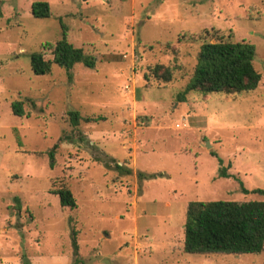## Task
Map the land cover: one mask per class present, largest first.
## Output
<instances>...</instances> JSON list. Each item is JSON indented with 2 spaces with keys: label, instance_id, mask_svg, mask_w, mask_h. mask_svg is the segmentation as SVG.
Returning <instances> with one entry per match:
<instances>
[{
  "label": "rangeland",
  "instance_id": "obj_1",
  "mask_svg": "<svg viewBox=\"0 0 264 264\" xmlns=\"http://www.w3.org/2000/svg\"><path fill=\"white\" fill-rule=\"evenodd\" d=\"M34 1L50 15L34 17ZM63 27L94 67L34 74L29 54L50 60ZM228 36L254 45L259 85L184 92L202 41ZM156 63L172 68L170 81L151 75ZM68 110L94 120L71 125ZM61 185L74 208L51 192ZM256 188L264 0H0V264H264V250L182 251L189 202L264 200Z\"/></svg>",
  "mask_w": 264,
  "mask_h": 264
},
{
  "label": "trees",
  "instance_id": "obj_2",
  "mask_svg": "<svg viewBox=\"0 0 264 264\" xmlns=\"http://www.w3.org/2000/svg\"><path fill=\"white\" fill-rule=\"evenodd\" d=\"M31 13L36 18L48 17L49 4L46 1H34ZM51 54L50 60L44 59L41 52L29 54V64L34 74L46 75L51 71L52 65H56L63 68L70 78V70L75 64H82L87 68L95 65L93 56L85 54L82 48L73 46L67 40L65 27L62 29L61 38L52 45ZM254 56L253 44L234 41L230 36L219 37L215 41H202L184 92L194 90L203 94L222 92L238 95L255 89L262 76L253 65ZM149 71L154 78L165 82L172 78V68L161 63L152 65ZM178 98L182 99V94ZM11 108L14 114H23L21 101L12 102ZM67 117L71 125H76L83 118L77 110H68ZM99 118L101 117H97ZM83 120L94 119L84 117ZM56 147L57 144H54L48 151L50 158ZM114 166L121 172L130 173V169L122 164L115 163ZM224 170L225 168H221L220 174L227 176ZM253 191L264 197V189L256 188ZM51 192L57 195L61 206L75 207V198L65 185L51 189ZM183 234V252L208 255L257 254L264 250V200L191 201L185 211ZM71 245L74 255L77 256L74 229L71 230Z\"/></svg>",
  "mask_w": 264,
  "mask_h": 264
}]
</instances>
